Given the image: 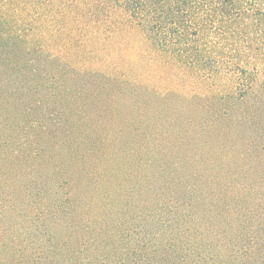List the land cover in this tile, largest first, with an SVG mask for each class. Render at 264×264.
<instances>
[{
	"label": "trees",
	"instance_id": "obj_1",
	"mask_svg": "<svg viewBox=\"0 0 264 264\" xmlns=\"http://www.w3.org/2000/svg\"><path fill=\"white\" fill-rule=\"evenodd\" d=\"M117 2L157 51L189 63L186 65L192 75L206 79L214 87L210 98L233 103L225 114L211 119L221 124L233 122L235 129L224 127L220 133L221 137L230 136L224 146L231 152L222 154L216 143L201 137L198 139V146L204 149L201 154L191 146L193 137L188 136L191 130L182 127L177 114L167 126L160 123L151 127L144 119L140 126H133V121L128 120L130 129L139 138L133 145L113 143L111 146V142L90 139L89 117L83 119L82 127H76L84 134L76 141L72 140L71 127L68 131L60 122L52 126L55 130L46 127L64 135L56 149L60 155L64 154L62 166L44 156L41 144L30 145L31 156H20L18 151L28 149L27 139L16 147L1 140V150L7 155L0 158V179L7 187L11 182L7 177L9 171L20 175L12 180L17 185L15 195L1 200L14 202L18 192L27 195L33 188L41 190L56 182L58 186H52L51 192L57 202L51 207L64 217L55 221L54 233L50 231L51 243L48 241L44 253L32 262L25 254L22 259L14 260V264H250L238 260H259L264 264V138L259 127L253 125L264 111L246 110L252 98L264 103V86L259 85L257 78L264 73L262 63L258 62L264 55V0ZM15 39L20 37L9 30L0 31V94L41 91L45 86L42 79L46 63L41 59L44 51L27 43L19 44ZM227 48L229 52L225 51ZM211 61L227 67L224 77L207 70L205 62ZM248 75L252 77L248 92L238 95L243 90L241 82ZM207 124L204 129L209 127ZM38 127L45 129L42 122L37 123ZM27 129L23 124L16 131L22 135ZM97 129L102 131L101 127ZM9 157L19 161L11 162ZM134 162L140 169L133 166ZM239 162L243 163L240 169ZM7 163L11 164L10 168ZM219 167L221 170L217 172ZM33 174L40 182L33 179ZM119 176L121 181L117 182L115 178ZM254 176L261 182L258 186L253 184ZM129 183L133 185L130 190ZM106 185L114 188L107 190ZM65 188L72 194L66 203L59 195ZM100 189L103 192L99 194ZM110 189H115L121 203L122 221L112 226L115 229L109 226V219L118 215L113 212L116 196ZM132 199L140 207L131 211L128 203ZM251 199L256 202L254 207L244 206ZM13 211L20 213L17 206ZM50 211L51 208L48 217ZM93 214L103 216L100 234L95 238L90 237L89 231L98 222ZM228 222L234 231L226 228ZM251 222L257 226L253 227ZM246 225L254 228L253 236L246 231ZM123 229L133 237V244L119 252L118 232ZM211 234L222 239L215 243L217 239H211ZM121 244L125 246L124 241Z\"/></svg>",
	"mask_w": 264,
	"mask_h": 264
},
{
	"label": "rangeland",
	"instance_id": "obj_2",
	"mask_svg": "<svg viewBox=\"0 0 264 264\" xmlns=\"http://www.w3.org/2000/svg\"><path fill=\"white\" fill-rule=\"evenodd\" d=\"M0 17L3 21L0 22V31L9 30L20 37L15 39L19 44L27 43L31 48L44 51L41 59L46 63V72L42 79L45 86L41 91L0 94V141L7 140L15 146L27 139L28 149H22L24 153L18 151L20 156H31L30 145L41 144L45 149L44 156L55 159L56 165L62 166L64 154L60 155L56 149H59L57 145L64 139V135L46 130V127L55 130L52 126L58 125V122L68 131L71 127L72 140L76 141L83 134V131L81 133L76 127H82V122L89 117L90 139L95 142L105 140L111 142V146L113 143L133 145L139 138L130 129L128 120L133 121V126H140L143 119L150 123L151 127L160 123L167 126L176 114L177 120L183 122L182 127L191 130L192 134L188 136L193 137V140L190 144L199 149L201 154L204 153V149L201 150L198 146V139L201 137H208L210 142L216 143L220 153L230 154L231 151H226L228 148L224 146V141L230 139V136L221 137L220 133L224 127L235 129L233 122L221 124L211 119L225 114L226 109H230L233 103L222 101L218 97L210 98V91L214 87L210 86L206 79L192 75L187 68L189 63L157 51L146 34L128 18L117 0H0ZM262 48L264 54V41ZM225 51L229 52L230 49ZM258 62L262 63L261 69L264 71V55ZM205 66L211 73L223 74V77L226 75L227 67L224 64L217 65L211 61L205 62ZM259 76V85L264 86V73L261 72ZM250 83L252 77L248 75L241 82L243 90L238 95L248 92ZM252 100L253 102L246 106L248 113L257 109L264 111V105L260 107L263 103L261 99ZM237 107L238 104L235 109ZM121 119L124 121L120 122ZM186 120L189 121L187 124ZM41 122L45 129L37 128V123ZM23 124L29 127L30 131L27 129L20 135L16 128ZM204 124L209 127L204 129ZM253 125L259 127V134H263L264 138V112ZM99 127L102 131L97 129ZM1 149L0 147V158L6 157L7 154ZM238 152L236 148V157L239 156ZM207 156L206 153L205 157ZM10 161L19 160L10 158ZM10 165L6 164L8 168ZM238 165L240 169L243 163L239 162ZM133 166L139 168L136 162ZM196 170L199 169L196 167ZM220 170L219 167L217 172ZM19 176L9 171L7 177H10L11 182H8L7 187L4 180L0 179V264H14V260L16 262L22 259L25 254H28L30 262L34 261L49 246L52 239L50 231L54 233L55 221L59 222L64 218L58 209L51 207L57 202L51 192L58 186L56 182L42 187L41 190L33 188L27 195L18 192L15 201L10 200L12 203L2 201L1 199L15 195L17 185L14 186L12 180ZM254 177L256 178L253 184L258 186L261 182L257 176ZM33 179L40 182L36 175ZM115 180L121 181L120 176ZM128 187L130 190L133 185L129 183ZM109 188L114 186L107 188L106 185V189ZM68 190L65 188V191L59 192L62 202H70L72 194H69ZM99 192L103 191L100 189ZM110 192L116 196L113 212L118 214L109 219V226L112 228L121 222L122 218L118 193L115 189H110ZM91 195H94L93 192ZM255 203L251 199L250 205L244 206L252 208ZM129 205L131 211L140 207V203L135 199H132ZM15 206L20 213L13 211ZM50 208L51 215L48 217ZM43 210L46 211L45 214ZM93 218H98V222L93 223L89 231L90 237L95 238L100 234L103 216L93 214ZM136 219L135 224L138 225L140 216ZM253 224L251 222L253 227L257 226ZM227 225L229 232L234 231L230 222ZM251 225H246L245 229L253 236L254 228L252 229ZM122 232H118L121 241L116 245L119 252L123 249L125 251L133 244V237L128 234L127 229ZM122 234H125V237H122ZM215 235L211 234V239L216 237L217 241L214 242H220L219 239L222 238ZM227 236L230 237V234ZM122 241L125 246L121 244ZM238 262L261 264L259 260Z\"/></svg>",
	"mask_w": 264,
	"mask_h": 264
}]
</instances>
